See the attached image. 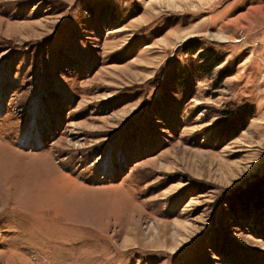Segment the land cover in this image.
I'll return each instance as SVG.
<instances>
[{"label": "rangeland", "instance_id": "rangeland-1", "mask_svg": "<svg viewBox=\"0 0 264 264\" xmlns=\"http://www.w3.org/2000/svg\"><path fill=\"white\" fill-rule=\"evenodd\" d=\"M0 264H264V0H0Z\"/></svg>", "mask_w": 264, "mask_h": 264}, {"label": "trees", "instance_id": "trees-1", "mask_svg": "<svg viewBox=\"0 0 264 264\" xmlns=\"http://www.w3.org/2000/svg\"><path fill=\"white\" fill-rule=\"evenodd\" d=\"M198 49H196L197 51ZM199 58L203 60V63H208V67L209 69H211L212 67H215L216 65H218L221 62V59H219L218 57H215L213 55L211 56H205V52L201 51V53L198 54ZM207 60V62H206ZM246 124V121L244 122L243 125H241L239 127V130L243 129L244 125Z\"/></svg>", "mask_w": 264, "mask_h": 264}, {"label": "crops", "instance_id": "crops-1", "mask_svg": "<svg viewBox=\"0 0 264 264\" xmlns=\"http://www.w3.org/2000/svg\"><path fill=\"white\" fill-rule=\"evenodd\" d=\"M198 6H199V5H198ZM209 20H210V19H209ZM205 24H206V23H205ZM205 24H204V26H205ZM228 24H229V23L227 22L226 25H228ZM199 27H200V26H199ZM193 35H194V34H193ZM229 41H230V40H229Z\"/></svg>", "mask_w": 264, "mask_h": 264}]
</instances>
